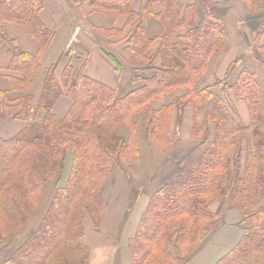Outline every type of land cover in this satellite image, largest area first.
I'll list each match as a JSON object with an SVG mask.
<instances>
[{"label":"crops","instance_id":"1","mask_svg":"<svg viewBox=\"0 0 264 264\" xmlns=\"http://www.w3.org/2000/svg\"><path fill=\"white\" fill-rule=\"evenodd\" d=\"M176 1L182 10L194 6L196 14L190 18L187 10L186 20L170 34L172 41L210 12L224 25L223 47L210 52L194 78L146 99V109L159 115L156 124H149V112L140 110L113 128L125 138L135 136L138 154L121 159L109 172L100 220L95 223L90 214L82 219L89 264H135L138 255L132 242L147 204L206 152L222 149L218 175L222 192L206 195V210L214 217L211 224L194 238L179 232L182 223H177L169 237L179 234L176 245L189 249L178 255L165 237L143 264L151 260L155 264H215L252 228L249 213L264 210V58L259 50L264 39V0ZM160 10V1L149 0H131L124 10L98 6L93 0H43L37 13L47 33L43 42L32 38L25 24L0 16L6 35L0 44V91L10 104L29 99L38 108L45 76L53 70L61 89L51 108L57 119L70 109L72 100L66 90L81 72L114 89L118 97L137 92L161 65L158 46L166 28L157 17ZM135 22L149 44L134 57L128 34ZM27 73L32 74L30 80ZM245 73L253 76L260 91L256 116L244 92L235 90ZM44 112L38 109L39 115ZM26 124L23 119L2 118L0 137H12ZM232 192L243 200L236 203ZM144 242L151 247L148 239Z\"/></svg>","mask_w":264,"mask_h":264},{"label":"trees","instance_id":"2","mask_svg":"<svg viewBox=\"0 0 264 264\" xmlns=\"http://www.w3.org/2000/svg\"><path fill=\"white\" fill-rule=\"evenodd\" d=\"M130 1L93 0V3L124 10ZM149 1L161 2L157 17L165 26L166 33L158 46L161 65L154 77L137 92L118 97L114 89L81 72L74 85L66 90L72 100L70 109L62 119H57L51 108L61 89L53 70L45 76L38 108H33L29 99L10 104L5 93L0 91V119L11 116L27 121L25 127L12 137H0V241L21 230L24 219L29 215L27 203L34 205L39 201L46 180L56 170H61L66 152L73 154L68 179L64 185L55 187L45 217L35 229L30 230L20 245L6 255L3 264H65L59 260L61 258L72 264L68 254L86 261L88 249L84 243L82 219L85 214H90L95 223L100 220L106 205L102 190L109 172L121 159L138 154L137 142L132 139L135 136L118 138L108 132L126 123L137 111L149 112L144 104L147 98L194 78L210 52L223 47L225 28L214 14L205 13L198 24L172 41L170 34L186 20L187 10H190L191 18L195 16L196 8L186 6L182 10L176 0ZM42 3L43 0H0V16L25 24L28 34L43 42L47 33L37 18ZM128 35L132 56L142 55L149 40L139 22L132 25ZM5 39L4 29L0 27V44ZM259 50L264 58V39ZM22 56L27 57L23 53ZM31 76L26 74L28 80ZM242 79L236 82L235 90L244 92L252 105V116H256L260 97L258 85L247 73ZM39 108L45 110L42 115L38 113ZM156 113L150 110L149 124L157 123L159 115ZM114 143L117 144L116 156L112 153ZM221 150L206 152L196 165L156 192L146 206L138 235L132 242L138 255L135 264L145 263V256L158 244V240L165 237L178 255L189 249L176 245L180 242L179 234L169 237V231L179 222L182 223L179 232L184 236L193 235L195 238V233L206 231L214 218L206 210V195L222 192L221 180H218ZM231 194L236 203L243 200L241 195L239 199L233 196V192ZM249 215L253 219L252 228L215 264H264V210L256 209ZM146 227L149 233L144 232ZM145 239L152 243L151 247L145 244ZM161 247L168 250L166 245L161 244ZM159 260L163 261L162 258Z\"/></svg>","mask_w":264,"mask_h":264},{"label":"rangeland","instance_id":"3","mask_svg":"<svg viewBox=\"0 0 264 264\" xmlns=\"http://www.w3.org/2000/svg\"><path fill=\"white\" fill-rule=\"evenodd\" d=\"M108 133L109 134L111 133V135H114V137H118V138L123 137L122 133H119V131L114 133V130H111ZM107 143L112 146L111 141H108ZM112 153L114 154V156H116L118 153L117 144L115 143H114V151ZM72 157L73 154L71 152H66L65 161L63 163L61 170H56L55 173L46 180L42 197L39 199V201L34 205L31 203H27L26 210L29 211V215H27V217L24 219L21 230L18 231L13 236H10L0 241V264H3L4 255H9L14 248L20 245L24 241V239L28 236L30 230L35 229L39 225L40 221L45 217L47 210L52 202L55 187L64 185L66 183V180L68 179V175L71 170ZM204 199H202V201ZM144 232L149 233L150 232L149 228L146 227ZM151 258L152 256L150 257V260ZM38 259H36V261H39ZM59 260L67 264L64 258H61ZM68 260L72 264H89L88 259L86 261H80L78 257L69 254H68ZM155 262L156 261L151 260V264H155Z\"/></svg>","mask_w":264,"mask_h":264}]
</instances>
